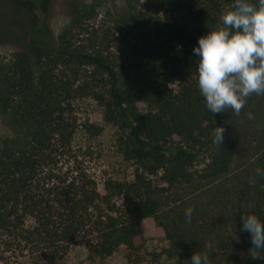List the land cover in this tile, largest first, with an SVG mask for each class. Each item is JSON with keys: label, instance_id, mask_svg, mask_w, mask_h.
Listing matches in <instances>:
<instances>
[{"label": "trees", "instance_id": "16d2710c", "mask_svg": "<svg viewBox=\"0 0 264 264\" xmlns=\"http://www.w3.org/2000/svg\"><path fill=\"white\" fill-rule=\"evenodd\" d=\"M138 1L102 14L97 1L76 5L49 46L0 60V123L9 131L0 136V264H61L72 246L86 249L81 264H109L119 248L125 264H140L147 219L162 229L173 264H189L193 252H208L209 264H264L241 231L249 212L264 220V176L256 175L264 94L245 103L256 138H238L223 112L205 109L192 53L233 0ZM82 99L101 109L132 168L129 179L103 180L102 195L70 147L71 106ZM241 153L244 168L235 169Z\"/></svg>", "mask_w": 264, "mask_h": 264}, {"label": "rangeland", "instance_id": "374dc122", "mask_svg": "<svg viewBox=\"0 0 264 264\" xmlns=\"http://www.w3.org/2000/svg\"><path fill=\"white\" fill-rule=\"evenodd\" d=\"M92 1L0 0V60L9 59L11 54L17 51H34L49 46L56 40L61 28L72 16L75 6ZM94 1L98 3L99 14H102L109 9L125 10L127 3H133L135 0ZM138 4L144 6L147 4L146 6H148L150 1L139 0ZM259 96L253 93L251 99L254 102ZM247 113H251V111L248 110L245 113V105L239 115H235L230 110L223 112L226 122L238 138H256L255 132L259 131L257 130L258 126H253V121L250 122L247 118ZM70 119L74 124L70 141L71 151L82 162V166L96 179L99 193L103 194L102 182L105 179H129L131 165L116 153L114 147L115 129L102 121L101 109L91 100H77L71 106ZM90 125L99 127V133L92 136L87 131V127ZM6 135H9V131L0 123V136ZM245 155V153L238 155L235 169L237 167L244 168ZM194 192L193 190L183 191L181 195L196 194ZM171 202L168 201L165 204ZM116 204L121 205V201L116 200ZM229 232L232 240L237 242L239 234L234 225H229ZM144 238V247L140 252L142 258L140 264H173V260L166 254V251L170 249V244L162 229L152 219L144 221ZM86 257L85 248L72 246L61 264H81ZM126 260V250L119 248L107 262L109 264H125Z\"/></svg>", "mask_w": 264, "mask_h": 264}, {"label": "clouds", "instance_id": "9594fccd", "mask_svg": "<svg viewBox=\"0 0 264 264\" xmlns=\"http://www.w3.org/2000/svg\"><path fill=\"white\" fill-rule=\"evenodd\" d=\"M220 21V27L198 37L192 48L198 58L197 86L209 113L230 110L239 115L250 95L264 94V0H233ZM247 118L251 120L252 114ZM224 132L223 125L215 127L214 145L223 144ZM256 175L264 176V170L257 168ZM192 213V207L185 210L186 222H191ZM241 221L256 259L264 251V220L249 212ZM189 264H209V253L193 252Z\"/></svg>", "mask_w": 264, "mask_h": 264}]
</instances>
